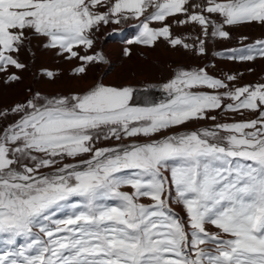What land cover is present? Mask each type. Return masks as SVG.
<instances>
[{
  "label": "snow or ice",
  "instance_id": "obj_1",
  "mask_svg": "<svg viewBox=\"0 0 264 264\" xmlns=\"http://www.w3.org/2000/svg\"><path fill=\"white\" fill-rule=\"evenodd\" d=\"M129 21L128 45L203 57L225 26L264 28V0H0V82L21 80L10 69L27 68L33 39L82 82L106 62L96 34ZM173 25L199 32L189 43ZM226 59L254 73L264 38ZM242 76L181 69L145 106L131 86L94 81L0 109V264H264V82ZM229 113L241 119L220 122ZM200 121L213 124L174 131Z\"/></svg>",
  "mask_w": 264,
  "mask_h": 264
},
{
  "label": "rangeland",
  "instance_id": "obj_2",
  "mask_svg": "<svg viewBox=\"0 0 264 264\" xmlns=\"http://www.w3.org/2000/svg\"><path fill=\"white\" fill-rule=\"evenodd\" d=\"M197 2H200V0H197ZM117 26L119 25L110 24L96 34V51H99V43L104 40L102 47L106 52L107 59L106 62L100 63L93 68L82 82L70 79L68 76L70 65L60 61L58 57H54L51 52L40 45L38 40L33 39L19 54L20 61L26 64L27 68L25 70L10 69V71L20 75L21 80L10 86H5L0 82V109L8 108L15 102L26 99L30 95L29 89L33 92H42L44 90L42 93L47 95L57 93L68 94L71 91L81 90L94 81H102L105 84H125L133 87L135 89L132 100L134 106L155 104L166 99V95L165 97L162 95V99H157V97L150 95L145 89L149 82L163 84L172 78L178 70H188L200 66H206L211 75L220 78H223L225 73L235 74L240 72L243 74L239 81L241 85L264 82V61L257 60L255 64L251 65L256 71L249 74L246 72L249 64L226 59L231 54V50H239L245 44H250L256 39L264 38V28L258 24L245 25L239 28L225 26V30L230 31L231 37L229 39L216 38L207 40L208 50L207 54L203 57L193 56L184 51L177 52L170 49L162 41H158L157 45L153 48H147L142 45H128L127 40L134 39L138 34L137 27H133L129 31L119 35H108ZM172 30L176 35L184 37L186 42L189 43L195 39L199 32L198 28L193 30L188 26L177 27L176 25H173ZM243 37H247L248 39L244 40ZM125 47L132 48L131 59L122 55V50ZM145 64H150L149 69L146 68ZM43 69H59L62 75L55 83H51L47 78L42 76L41 70ZM143 75L148 76V78L142 79ZM150 78L154 80L150 81ZM59 81L67 84V86L65 85L66 88L60 92H45L44 88L40 89L41 86L45 87L47 83L53 87ZM233 119L240 120L241 117L239 115L233 116L230 113L221 114L220 116V122H231ZM8 122L5 121V123ZM212 124V121H200L182 126L174 131H189L194 128L202 129L204 127H211ZM174 207L184 216L179 206Z\"/></svg>",
  "mask_w": 264,
  "mask_h": 264
},
{
  "label": "bare ground",
  "instance_id": "obj_3",
  "mask_svg": "<svg viewBox=\"0 0 264 264\" xmlns=\"http://www.w3.org/2000/svg\"><path fill=\"white\" fill-rule=\"evenodd\" d=\"M112 46V45H111ZM112 48V47H111ZM144 66V65H143ZM145 66H146V68H148V67H150V64H145ZM152 66V65H151ZM154 67H155V65H153ZM157 67V66H156ZM159 68V67H158ZM157 68V69H158ZM120 69V68H119ZM149 69V68H148ZM160 70V69H159ZM158 70V71H159ZM157 77H159V76H157ZM146 78H148V76H145V75H143L142 76V79H146ZM154 79H151L150 78V81H153ZM43 85H44V83H43ZM67 86V84H65L64 82H62V81H59V82H57L56 84H55V86H53V87H51V85H48V83L45 85V87L43 86H41L40 87V89H42V88H44L45 89V92H55V91H57V92H60L61 90H63V89H65L66 88V86ZM82 85V84H81ZM60 89V90H59ZM44 91V90H43ZM42 91V92H43Z\"/></svg>",
  "mask_w": 264,
  "mask_h": 264
},
{
  "label": "crops",
  "instance_id": "obj_4",
  "mask_svg": "<svg viewBox=\"0 0 264 264\" xmlns=\"http://www.w3.org/2000/svg\"><path fill=\"white\" fill-rule=\"evenodd\" d=\"M181 212L184 213V211L180 208Z\"/></svg>",
  "mask_w": 264,
  "mask_h": 264
}]
</instances>
